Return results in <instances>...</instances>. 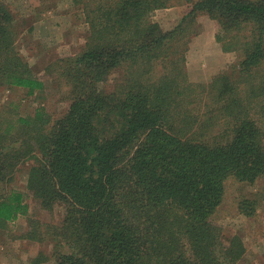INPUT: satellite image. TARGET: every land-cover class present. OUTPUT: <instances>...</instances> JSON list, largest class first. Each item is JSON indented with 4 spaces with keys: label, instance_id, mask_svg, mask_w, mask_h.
Masks as SVG:
<instances>
[{
    "label": "trees",
    "instance_id": "16d2710c",
    "mask_svg": "<svg viewBox=\"0 0 264 264\" xmlns=\"http://www.w3.org/2000/svg\"><path fill=\"white\" fill-rule=\"evenodd\" d=\"M72 1L85 43L48 67L67 108L52 115L39 105L15 121L0 112V227L34 197L63 208L60 224L30 217L20 236L52 244L39 263L239 264L244 238H226L215 214L229 178L264 177V0H187L168 29L153 14L172 0ZM200 15L234 56L209 82L189 77ZM18 18L0 0V87L35 95L45 79L21 52ZM257 202L247 195L239 209L254 215Z\"/></svg>",
    "mask_w": 264,
    "mask_h": 264
},
{
    "label": "rangeland",
    "instance_id": "374dc122",
    "mask_svg": "<svg viewBox=\"0 0 264 264\" xmlns=\"http://www.w3.org/2000/svg\"><path fill=\"white\" fill-rule=\"evenodd\" d=\"M7 1L19 14L21 52L34 72L43 76L46 86L35 95H28L27 89L21 87H0V112L5 119L15 121L19 116L33 115L39 105H45L48 112L57 115L67 108L68 103L62 100L56 70L49 71L48 67L56 59L78 52L84 45L88 27L84 12L72 0ZM190 7L187 0H172L170 6L157 9L153 18L168 29ZM198 23L199 33L190 41V46L192 41L193 46L190 56L192 62L188 65L189 77L194 81L202 79L209 82L225 63L232 62L233 57L231 54H222L221 45L215 40L216 25L212 19L207 15H200ZM123 73V70L113 72L107 82L108 88L116 86L123 79ZM31 165L24 163L23 171L18 173V187L21 189H26L24 179ZM247 195L258 201L256 213L251 216L239 209V200ZM26 201L29 204L28 213L21 214L9 228L0 227V264H52L48 261L36 262L40 256H50L53 246L49 241H34L20 236L31 229L28 222L30 217L60 224L63 220V208L58 205L51 212L42 208L34 197H27ZM215 218L222 225L226 238L235 234L244 238L247 250L239 264H264V177L256 185L229 178L225 197Z\"/></svg>",
    "mask_w": 264,
    "mask_h": 264
},
{
    "label": "crops",
    "instance_id": "0c3cea01",
    "mask_svg": "<svg viewBox=\"0 0 264 264\" xmlns=\"http://www.w3.org/2000/svg\"><path fill=\"white\" fill-rule=\"evenodd\" d=\"M215 40H216V39H215ZM192 46H193V41H192V44H191V46H190V48H189V50H188V58H187V59H188V61H187V62H188V65H189V63L192 62V60H190L191 51H192ZM221 48H222V47H221ZM221 50H222V52H223L222 54H224V55L231 54V52H225L223 49H221ZM232 57H233V59H234V56H232ZM230 58H231V57H230ZM233 59H232V60H233ZM224 65H226V63H225ZM224 65H223V66H224ZM223 66H222V67H223ZM222 67H221V68H222Z\"/></svg>",
    "mask_w": 264,
    "mask_h": 264
}]
</instances>
